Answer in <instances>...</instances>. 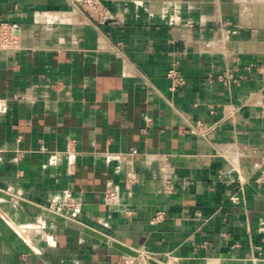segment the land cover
Instances as JSON below:
<instances>
[{
    "label": "crops",
    "instance_id": "crops-1",
    "mask_svg": "<svg viewBox=\"0 0 264 264\" xmlns=\"http://www.w3.org/2000/svg\"><path fill=\"white\" fill-rule=\"evenodd\" d=\"M100 1L0 0V264H264V0Z\"/></svg>",
    "mask_w": 264,
    "mask_h": 264
},
{
    "label": "built area",
    "instance_id": "built-area-1",
    "mask_svg": "<svg viewBox=\"0 0 264 264\" xmlns=\"http://www.w3.org/2000/svg\"><path fill=\"white\" fill-rule=\"evenodd\" d=\"M72 3L76 4L91 17L101 19L107 16L105 15V11L100 0H72ZM0 36L1 38L3 37L2 39L0 38V40L3 41L2 43H4V45L10 48L18 47V42L15 40L14 36L11 35V32L8 29H0ZM2 43H0V46ZM168 78L172 81L175 88H179L184 84L183 80L180 78L178 72L175 69L169 71ZM230 78L231 77L229 76L220 77V80L229 83ZM53 159H56V157L54 156ZM231 201L237 203L239 201V196H233L231 198ZM73 208L74 204L68 202L63 205H55L50 209V211L55 213L56 215H59L66 219H70V217L65 215L64 211L71 210ZM164 218V213H158L154 218V221H161ZM154 261H157V258L153 252L145 248H140L136 250L135 257H122L119 260V264H153Z\"/></svg>",
    "mask_w": 264,
    "mask_h": 264
},
{
    "label": "rangeland",
    "instance_id": "rangeland-1",
    "mask_svg": "<svg viewBox=\"0 0 264 264\" xmlns=\"http://www.w3.org/2000/svg\"><path fill=\"white\" fill-rule=\"evenodd\" d=\"M3 41L0 40V43H2Z\"/></svg>",
    "mask_w": 264,
    "mask_h": 264
}]
</instances>
